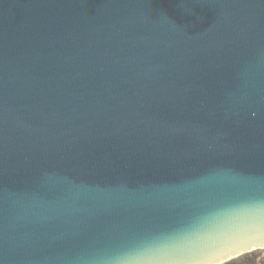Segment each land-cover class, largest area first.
I'll return each instance as SVG.
<instances>
[{
  "label": "water",
  "instance_id": "1",
  "mask_svg": "<svg viewBox=\"0 0 264 264\" xmlns=\"http://www.w3.org/2000/svg\"><path fill=\"white\" fill-rule=\"evenodd\" d=\"M258 249L264 0H0V264Z\"/></svg>",
  "mask_w": 264,
  "mask_h": 264
},
{
  "label": "trees",
  "instance_id": "2",
  "mask_svg": "<svg viewBox=\"0 0 264 264\" xmlns=\"http://www.w3.org/2000/svg\"><path fill=\"white\" fill-rule=\"evenodd\" d=\"M224 264H264V251L254 250Z\"/></svg>",
  "mask_w": 264,
  "mask_h": 264
},
{
  "label": "rangeland",
  "instance_id": "3",
  "mask_svg": "<svg viewBox=\"0 0 264 264\" xmlns=\"http://www.w3.org/2000/svg\"><path fill=\"white\" fill-rule=\"evenodd\" d=\"M238 258V257H237ZM226 263V262H225ZM224 264V263H223Z\"/></svg>",
  "mask_w": 264,
  "mask_h": 264
}]
</instances>
